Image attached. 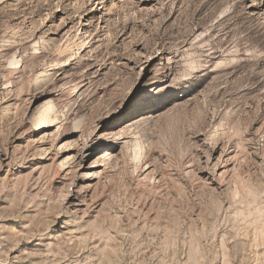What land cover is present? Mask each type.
<instances>
[{
    "label": "rangeland",
    "instance_id": "374dc122",
    "mask_svg": "<svg viewBox=\"0 0 264 264\" xmlns=\"http://www.w3.org/2000/svg\"><path fill=\"white\" fill-rule=\"evenodd\" d=\"M0 264H264V0H0Z\"/></svg>",
    "mask_w": 264,
    "mask_h": 264
},
{
    "label": "bare ground",
    "instance_id": "6f19581e",
    "mask_svg": "<svg viewBox=\"0 0 264 264\" xmlns=\"http://www.w3.org/2000/svg\"><path fill=\"white\" fill-rule=\"evenodd\" d=\"M131 121H132V120H131ZM131 121H130V122H131ZM133 124H134V123L130 124V126L133 125ZM41 128H42L41 131H48V130L50 129V125H49V123H48L47 120H44V121H43Z\"/></svg>",
    "mask_w": 264,
    "mask_h": 264
},
{
    "label": "snow or ice",
    "instance_id": "6c2138e0",
    "mask_svg": "<svg viewBox=\"0 0 264 264\" xmlns=\"http://www.w3.org/2000/svg\"><path fill=\"white\" fill-rule=\"evenodd\" d=\"M249 3H251V0H248ZM237 198H239V192H237Z\"/></svg>",
    "mask_w": 264,
    "mask_h": 264
}]
</instances>
